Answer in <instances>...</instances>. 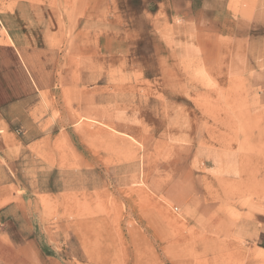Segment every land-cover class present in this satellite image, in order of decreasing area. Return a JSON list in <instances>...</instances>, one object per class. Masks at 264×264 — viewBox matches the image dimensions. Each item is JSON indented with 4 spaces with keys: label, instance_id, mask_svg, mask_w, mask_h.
Masks as SVG:
<instances>
[{
    "label": "rangeland",
    "instance_id": "obj_1",
    "mask_svg": "<svg viewBox=\"0 0 264 264\" xmlns=\"http://www.w3.org/2000/svg\"><path fill=\"white\" fill-rule=\"evenodd\" d=\"M222 1L0 0V264H264V0Z\"/></svg>",
    "mask_w": 264,
    "mask_h": 264
},
{
    "label": "crops",
    "instance_id": "obj_2",
    "mask_svg": "<svg viewBox=\"0 0 264 264\" xmlns=\"http://www.w3.org/2000/svg\"><path fill=\"white\" fill-rule=\"evenodd\" d=\"M207 0H160L159 3V11L162 9L166 14H170V16H174L181 21L193 22L195 17L193 14L197 13L200 9H202V4ZM223 2L222 0H217ZM238 19V17H237ZM239 19H241L239 17ZM9 72L2 71L0 72V114L1 108L4 107L5 104L16 99V90L14 87H11L9 84V79L7 75ZM5 125V120L1 121V124ZM2 129L0 130V166L1 172H6V168H9V164H11L12 159L7 157V151H9V145L6 144L5 138L2 133ZM8 158V160H7ZM5 178L1 179V192H0V200L6 196L5 190L9 187V184L6 183ZM13 184V183H12ZM5 192V193H4ZM12 201L4 202L0 204V225L1 223L7 224L8 220L11 219L10 214L12 212ZM16 207V206H14ZM13 209L15 210L16 208ZM12 220V219H11Z\"/></svg>",
    "mask_w": 264,
    "mask_h": 264
},
{
    "label": "bare ground",
    "instance_id": "obj_3",
    "mask_svg": "<svg viewBox=\"0 0 264 264\" xmlns=\"http://www.w3.org/2000/svg\"><path fill=\"white\" fill-rule=\"evenodd\" d=\"M241 112V111H240ZM247 113V112H246ZM214 147V146H213ZM230 150V149H229Z\"/></svg>",
    "mask_w": 264,
    "mask_h": 264
}]
</instances>
